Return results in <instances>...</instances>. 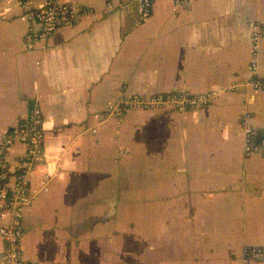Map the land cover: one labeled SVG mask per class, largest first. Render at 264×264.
<instances>
[{"label":"crops","instance_id":"obj_1","mask_svg":"<svg viewBox=\"0 0 264 264\" xmlns=\"http://www.w3.org/2000/svg\"><path fill=\"white\" fill-rule=\"evenodd\" d=\"M64 1L94 14L36 50L25 46L20 6L0 2V137L36 106L46 131L30 173L38 196L23 215L24 258L264 264L243 254L264 246V156L245 153L243 125L248 114L264 131V91L247 84L264 78V37L255 75L250 27L264 23V0H195L179 13L157 0L146 22L136 0ZM177 89L220 94L205 108L101 119L123 92ZM25 150L17 143L10 159Z\"/></svg>","mask_w":264,"mask_h":264},{"label":"built area","instance_id":"obj_2","mask_svg":"<svg viewBox=\"0 0 264 264\" xmlns=\"http://www.w3.org/2000/svg\"><path fill=\"white\" fill-rule=\"evenodd\" d=\"M15 1L22 9V19L27 23L24 43L27 49L45 48L48 40L62 28L77 26L83 18L94 14L93 9L81 3L64 0H43L35 4L34 0H0ZM141 21L146 22L152 16L157 0H136ZM174 11L190 12L195 0H171ZM126 2V1H125ZM111 6V4H109ZM253 38V60L251 71L258 73V41L264 37V23L250 24ZM256 90L264 91V78L258 76L247 82ZM220 92L207 91L193 93L185 89L156 93L152 95L126 94L115 101H110L101 119L117 117L121 119L131 110H161L165 112H184L190 109L205 108L216 101ZM247 114L243 125L245 128L244 151L247 155L264 156V131L248 122ZM96 132V129H93ZM46 131L43 111L36 106L31 114L19 121L12 129L0 137V235L5 245H0V264H41L28 261L23 256L22 239L24 235L23 215L36 200L38 194L32 190L30 173L40 147L45 143ZM23 144L26 148L23 155L10 159L14 145ZM50 177L46 175L43 190L48 191ZM246 258H264V246L248 245L244 247ZM50 264H77L58 262Z\"/></svg>","mask_w":264,"mask_h":264}]
</instances>
